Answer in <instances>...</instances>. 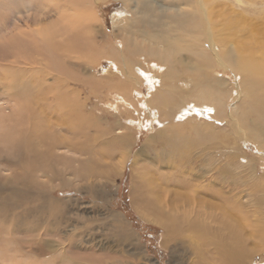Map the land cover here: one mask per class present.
Instances as JSON below:
<instances>
[{
    "label": "bare ground",
    "instance_id": "1",
    "mask_svg": "<svg viewBox=\"0 0 264 264\" xmlns=\"http://www.w3.org/2000/svg\"><path fill=\"white\" fill-rule=\"evenodd\" d=\"M110 1L122 2L132 10V16L114 17L113 25L118 29L113 36L118 41H113L108 48L111 51H107V47L102 50L93 44L92 32L102 24L95 14V4ZM162 2L87 0L89 5L78 9L80 2L66 0L61 8L64 15L52 25L28 24L11 36L0 37V47H9L11 57L18 55V59L6 58L0 63V85L9 100L19 103L17 116L26 124L19 139L34 161L32 172L44 174L43 162L56 157L61 149L68 148L73 157L86 152L81 137L86 142L90 137L82 133L81 116L86 115L83 109L87 102L80 103L86 89L80 80L87 77L89 84H94L88 85V95L105 90L107 96L118 98L119 103L114 104L117 112L126 114L131 123L113 139L114 149L121 156L119 169L133 157L134 130L146 122V114L160 116L158 121L166 126L137 152L144 161L136 153L134 164L140 172L132 191L133 205L165 229L164 243L189 239L194 264H245V259L257 254L264 259L261 177H253V168L245 176L243 166L234 168L232 156L224 163L222 159L229 146L241 141L253 142L259 152L264 151V42H260L264 39V22L257 23L261 28L254 33L249 17L226 19L225 29L217 32L213 0ZM220 3L218 16L223 22L231 15L230 4L233 9H241L244 0ZM160 45L162 48L157 47ZM29 47L34 48L31 58L23 54ZM63 58L84 59L86 77L77 79L81 64L68 63L71 71L64 66L68 74L62 79ZM100 58L112 64L107 74L113 77L97 78L103 64L93 62ZM158 65L165 70L155 68ZM217 74L236 77L233 100L227 88L220 91L223 84L214 78ZM50 78L54 82L50 83ZM147 86L150 97L135 101L134 95L143 93ZM231 101L239 104L232 105ZM204 110L212 123L200 120ZM213 120L223 126H216ZM166 167L173 169L170 177L160 172ZM244 194L248 196L246 201L241 198ZM121 237L131 241L123 234Z\"/></svg>",
    "mask_w": 264,
    "mask_h": 264
},
{
    "label": "rangeland",
    "instance_id": "2",
    "mask_svg": "<svg viewBox=\"0 0 264 264\" xmlns=\"http://www.w3.org/2000/svg\"><path fill=\"white\" fill-rule=\"evenodd\" d=\"M12 1L14 4L0 0V37L11 36L12 32H17L20 27L28 24L52 25L58 17L64 15L61 14V8L66 0ZM70 1L77 4L80 2L78 9L89 5L87 0ZM170 1L172 0H164L162 4L168 5ZM222 1L224 0L212 2L215 11L212 14L217 32L225 29L223 25L226 19L235 21L249 17L253 22V30H256L254 33H259L261 27L257 23L264 22V0H244L241 9L235 7L233 9V5L230 4L231 15L225 16L223 22L218 16L219 11H222L220 8ZM227 1L233 3V0ZM95 8V14L102 24H97L96 31L92 32V37L97 41L94 40L93 44L102 50L107 47L104 50L111 51L108 48L113 41H118V38L113 36L114 31L118 29L113 25L114 17L119 14L126 15L125 17L132 16V10L126 9L120 1L95 4ZM255 23L258 25L257 28L254 26ZM260 42H264V39L262 38ZM117 45L121 47V44L117 43ZM157 47L162 48L161 45ZM26 50L28 52L23 54L31 58L34 48L29 47ZM7 56H12L9 47H0V63L7 61L6 58L18 59V55L15 54L11 58ZM78 59L75 58L76 61L72 58L62 59L61 69L65 71V74L62 73V79H67L68 72L65 67L67 71L68 68L70 69L68 63L81 64L77 68V76L80 75L77 79L86 77L83 67L85 61ZM147 60L149 63L150 59ZM94 61L93 64L100 62L103 64L96 74L98 79L113 77L107 74L108 69L110 71L112 67L108 60L100 58ZM42 62L45 64L44 61ZM160 66L155 68L160 71L165 70ZM80 73H83V76ZM226 77L223 74L214 75V78H218L216 80H221L220 84H223L219 88L220 91L225 92L227 88L226 92L231 94L233 100L237 92H233L232 87L237 80L234 76H228L230 79ZM80 81L85 83L80 85L86 89L84 90L86 93L83 92V98L80 99L82 101L80 103L87 102L85 110L83 109L86 115L81 116L82 133L90 137L88 142L81 137L86 152L77 153V157H73L68 148L61 149L56 157H51L53 159L47 160V163L43 162L46 170L44 174L41 171L32 172L34 161L32 162V158L28 155L29 150L25 148V143L19 139L21 130L26 125L20 116H17L16 109L19 103L16 100H9L5 95L6 89L0 85V264H194L193 261L196 259L194 260L195 255L190 249L189 239L185 242L171 241L165 244V229L156 224L153 217L142 215L133 205L134 180L140 172L135 168V155L148 142L150 136L166 128L158 121L160 116L150 117L146 114L150 119L141 122L137 128L133 127L136 128L131 141L132 146L135 145L132 151L133 157L119 169L121 156L114 149L113 139L121 135L119 134L121 130L125 132L124 126H130L131 123L127 122L126 114L117 112L114 104L119 103L118 98L107 96L104 94L105 90L94 93L96 98L93 94L88 95L89 88L94 84L91 80L89 84L87 77ZM49 82L52 83L54 80L51 79ZM150 92L151 89L147 86L143 93L134 95L135 101H146L150 97ZM231 104L238 105L239 101H231ZM230 108L232 109V106ZM205 119L212 123L204 110L203 119L200 120ZM202 123L205 125L204 122ZM213 123L216 126H223L219 122L218 125L215 121ZM202 136L204 137V135L199 137L203 138ZM231 140L232 138L230 143ZM262 154L264 155V151L259 152L253 142L241 141L236 146H229L222 154V159L224 163L229 156H232L235 162L234 168L240 169L243 166L245 176H248L247 171L253 168L255 170L253 177H261L259 183L260 185L262 183L264 190ZM137 155L138 159L144 161V156L138 153ZM172 171V167L160 170L162 174L167 172L165 175L168 177L171 176ZM241 198L246 201L248 196L244 194ZM122 234L126 239L130 237L131 241H125L121 237ZM245 260V264H264L262 254Z\"/></svg>",
    "mask_w": 264,
    "mask_h": 264
}]
</instances>
